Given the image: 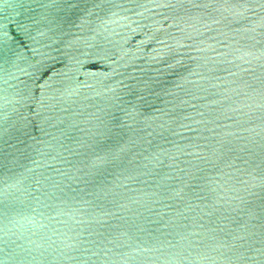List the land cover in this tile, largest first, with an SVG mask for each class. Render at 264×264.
<instances>
[{
    "label": "water",
    "instance_id": "95a60500",
    "mask_svg": "<svg viewBox=\"0 0 264 264\" xmlns=\"http://www.w3.org/2000/svg\"><path fill=\"white\" fill-rule=\"evenodd\" d=\"M0 264H264V0H0Z\"/></svg>",
    "mask_w": 264,
    "mask_h": 264
}]
</instances>
